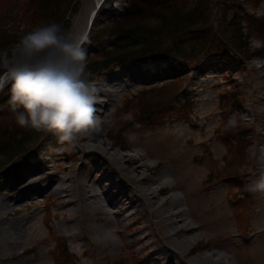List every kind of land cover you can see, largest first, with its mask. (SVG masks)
<instances>
[{"label":"rangeland","instance_id":"rangeland-1","mask_svg":"<svg viewBox=\"0 0 264 264\" xmlns=\"http://www.w3.org/2000/svg\"><path fill=\"white\" fill-rule=\"evenodd\" d=\"M155 1L115 0L106 10L96 13L90 28L87 26V19L95 7V0H80L79 10L70 16L71 25L67 30L88 32L91 43L84 45L88 63L94 56L93 52H96L94 43L97 40H101L105 46L113 40V36L103 30L105 26L127 25L143 17L145 7ZM23 2L24 0H0V14L6 19L5 26H8L9 21L20 17L15 12L23 6ZM240 2L246 10L244 13L264 16V0L256 4L249 0ZM234 12L231 10L230 16ZM245 20L242 19V26H246ZM247 30L244 27L241 31L243 38L246 36V55L231 49L222 56L211 52L195 68L188 66V60L185 59L180 60V66L173 65L174 59L171 58L139 63L149 79L136 82L120 92L106 110L110 115L113 114L106 132L109 135L108 140L116 142V148H124L133 141L137 142L140 149L149 148L152 147L155 137V141L163 139L165 143L164 148L157 150L165 156V160H169L168 157L173 153V158H177L175 163L168 162L174 176L166 172L167 178L176 185L171 193L179 197L189 220L197 226L196 231L200 233L201 239L186 256L179 250L169 253L168 264H187L191 258L209 248L225 253L234 264H264V195L245 190L247 184L264 175V163H259L264 158V42L256 33L249 34ZM214 48L225 50V45L222 43ZM9 55L10 51L0 55L1 68ZM124 67L125 65H114L110 72ZM100 71L103 70L90 71L94 81H100L107 75ZM165 82L170 83L168 93L171 91L169 96H165H168L169 103H165H173L181 108L189 107L190 111L163 114L164 116L161 113L155 116V122L143 125L132 122L121 127L123 119L134 118V109L124 110L127 107V98L134 96L140 89L147 88L146 86H159ZM235 94L241 100L239 107L233 105ZM5 105L0 111L3 112L4 108V114L7 110L11 114L13 110L9 100ZM153 106L159 107L156 104ZM8 117H1L0 122L5 121L10 126L17 120L16 112L11 118L9 115ZM233 120L235 123H230ZM230 129L233 133L240 131L247 135L245 136L248 140L242 141L240 151L234 150L237 143L230 146L227 138L223 137ZM44 136L45 140L39 141L38 145H33L34 140L27 144L26 147L32 149L26 154L25 163L42 165L48 172L62 177H67L70 170L73 174H82L86 172L85 166L90 170L89 162L88 165L83 164L87 159L85 151L82 150L83 140L70 151L54 153L49 150V146H57L56 137L51 133H45ZM260 148H263L262 152ZM203 154L205 159L201 163L192 158L194 155ZM2 158L0 156V161ZM211 173L213 175L210 176ZM98 179L97 173H90L91 182ZM74 180L75 177V184ZM120 180L127 183L121 177ZM2 182L4 179L1 175L0 196L7 190L2 187ZM74 194L77 192L74 191ZM211 198L214 201L211 202ZM64 203L63 193L58 195L52 190L22 201L12 216H15L13 219L28 218L27 233L24 241L15 248L19 254L14 259L0 256V264L165 263L166 259L159 257L157 251L169 239L164 237L163 230L156 225L153 230L158 235V244L144 238L149 228L143 225L144 218L149 217L147 214L137 219L120 220L112 233L114 243L101 246L94 239H85L83 230L78 231L79 234L74 233V227H77L75 222H79L86 229L89 226L85 208L80 212L70 211L69 206ZM97 216L99 215H91V223L96 226L104 225L106 221H96ZM62 242L67 245V259L62 254ZM5 246L9 248V245Z\"/></svg>","mask_w":264,"mask_h":264},{"label":"bare ground","instance_id":"bare-ground-1","mask_svg":"<svg viewBox=\"0 0 264 264\" xmlns=\"http://www.w3.org/2000/svg\"><path fill=\"white\" fill-rule=\"evenodd\" d=\"M114 1L95 0V7L88 16L87 26L92 27L96 13L99 10H106L108 5ZM76 21L77 18L75 23ZM169 61L168 63H171ZM172 64L178 65L175 61H172ZM101 72L107 75L100 81L91 79L100 89L99 96L102 102L98 103L96 107L97 115L103 120L102 131L90 139H82L84 141L82 150L85 151L87 158L83 164L90 163L89 171L85 166L86 172H82V174L80 172L73 174L70 170L67 177H62L48 172L42 165L27 164V162L25 163L27 159L24 158L12 163L6 171L0 172V176L2 175L4 179L2 187L7 188L0 196V256L4 255L7 259H14L16 254H19L15 248L24 241V236L27 233L28 218L16 217L13 219L15 216H12L18 205L24 200L51 190L58 195L63 193L64 205L69 206L70 211L78 210L80 212L82 208H85V214L89 217V226L86 229L79 222H75L77 227H74L76 230L74 233L83 230L85 239H94L101 246L114 243L112 233L114 226L117 227L120 220L137 219L146 214L149 217L144 218L143 225L144 227L149 226V228L145 232L144 238L150 239L151 243L155 245L158 244V235L153 230L156 225L157 228L163 230L164 237L169 239V242L157 251L159 257L166 259L164 264L169 263V253L179 250L186 256L201 239L200 233L196 231L197 226L189 220L179 197L171 193L176 185H173L167 178L166 172L174 176L168 162L175 163L177 158H173L175 155L173 153L168 157L169 160H165V156L157 151L165 147L163 139L155 141V137H153L152 147L143 149L137 147L136 141L125 145L124 148H116V142L108 140L109 135L106 129L110 123V116L112 117L113 114L110 115L106 110L120 92L136 82L149 79L143 72V66L131 63L119 70L110 72L106 69ZM146 87L143 89L155 86ZM133 109L132 104L126 107L127 111ZM137 120L139 118L125 120L122 126L132 122H137L139 125L148 123ZM216 131H218V126ZM262 150L263 148H260V152ZM204 157L203 154L194 155L192 158L201 163L202 159H205ZM259 163H264V158H261ZM93 171L99 175L96 182L90 180V173ZM74 177L75 184L73 183ZM120 177L127 183L122 182ZM74 191L77 194H74ZM212 201H214L213 198H211ZM187 203L189 205V202ZM188 210L190 211L189 206ZM97 214L99 216L96 217V221L104 222L105 220L104 225L96 226L91 223V215ZM5 245H9V248ZM228 257L221 251L209 248L195 258H191L187 264H234Z\"/></svg>","mask_w":264,"mask_h":264},{"label":"trees","instance_id":"trees-1","mask_svg":"<svg viewBox=\"0 0 264 264\" xmlns=\"http://www.w3.org/2000/svg\"><path fill=\"white\" fill-rule=\"evenodd\" d=\"M249 1L256 4L262 0ZM23 3V6L15 12L16 16L20 15V17L9 21L8 26L4 25L6 19L4 20L0 14V55L10 51L20 35L37 26L58 22L66 30L69 29L70 16L78 12L80 0H24ZM145 9L143 17L127 25L105 26L107 30L102 28L108 35L113 36V40L108 46H105L101 40L94 43L96 52H93L94 56L87 63L89 71L110 70L117 64H144L155 59L166 58L174 59L178 66H180L181 59L188 60V66L195 68L209 53L214 52L222 56L228 49L246 55L244 49L246 36L243 38L244 34L241 32L244 27L248 29L249 34L256 33L264 42V16L244 13L246 10L240 0L229 2L222 0H156ZM231 10L235 12L230 16ZM241 14L248 16H241ZM243 18L246 19V26L241 25ZM222 43L225 45V50L214 48ZM2 69L0 67V70ZM169 85V82H165L159 86L140 90L133 94L134 96L127 98V106L129 104L134 106V118H139L137 121L155 122V116L161 113V115H166L190 111L189 107L181 108L173 103L167 105L169 103L167 97L171 92L168 93ZM166 94L168 96L165 98ZM235 96L236 94L233 97ZM9 99L10 93L6 88L0 94V108L6 107L5 102ZM234 99V107H239L241 100L237 97ZM154 104L159 107H154ZM171 105H173L172 108H169ZM13 114L15 112L12 111L10 114L8 110L4 114L3 108V112L0 111V118L3 116L9 118L8 115L11 118ZM125 120L123 119V122ZM15 122L17 120H14L12 124ZM0 123V156L3 157L0 161L1 172L12 163L24 159L32 149L27 148V144L34 140L33 145H38L39 141L45 140L46 132L26 130L18 123H15V126L14 124L8 126L5 121ZM245 135L240 131L233 133L230 129L223 137L227 138L226 141L230 146L234 142L237 143V148L234 149L236 151L240 149L243 140H248ZM61 246L62 254L66 258L67 245L62 242Z\"/></svg>","mask_w":264,"mask_h":264},{"label":"clouds","instance_id":"clouds-1","mask_svg":"<svg viewBox=\"0 0 264 264\" xmlns=\"http://www.w3.org/2000/svg\"><path fill=\"white\" fill-rule=\"evenodd\" d=\"M87 43V31L46 23L20 35L0 70V93L8 88L18 125L54 135L57 146H49L54 153L70 151L102 131L96 107L100 89L87 70ZM245 190L264 195V175Z\"/></svg>","mask_w":264,"mask_h":264}]
</instances>
